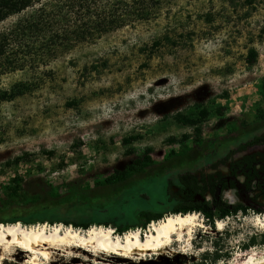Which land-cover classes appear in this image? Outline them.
Returning a JSON list of instances; mask_svg holds the SVG:
<instances>
[{
	"label": "rangeland",
	"instance_id": "374dc122",
	"mask_svg": "<svg viewBox=\"0 0 264 264\" xmlns=\"http://www.w3.org/2000/svg\"><path fill=\"white\" fill-rule=\"evenodd\" d=\"M31 12L9 16L0 22V32L14 29ZM35 39L37 47L46 37ZM251 48L257 54L248 63ZM44 54L27 55L20 68L0 73V90L19 81L29 84L24 94L0 101V191L14 178L31 181L36 191L49 183L54 194L75 181L80 188H98L138 157L149 155L154 166L173 151L192 147L199 153L194 162L143 178L111 200L58 207L62 217L126 224L135 222L140 210H168V179L176 183L185 169L226 173L225 165L209 164L264 130V0H163L153 19ZM202 108L207 116L199 145L193 127L174 115ZM257 217L264 219V210L249 207L212 227L197 213L186 247L173 241L164 253L129 257L61 244L38 254L35 264H189L200 262L215 243L229 254L217 264H241L264 255V243L244 248L250 236L259 240L264 233ZM40 224L50 230L54 223L33 225ZM61 224V231L69 227ZM93 226L104 225L72 228L84 234ZM148 229H141L142 238ZM34 256L13 246L0 255V264H34Z\"/></svg>",
	"mask_w": 264,
	"mask_h": 264
},
{
	"label": "trees",
	"instance_id": "16d2710c",
	"mask_svg": "<svg viewBox=\"0 0 264 264\" xmlns=\"http://www.w3.org/2000/svg\"><path fill=\"white\" fill-rule=\"evenodd\" d=\"M162 4L163 0H0V22L11 15L32 8L29 15L18 19L14 29L0 32V73L20 68L27 55L51 53L58 48L63 49L80 42L92 41L118 28L153 19ZM42 35L46 39L40 41L39 46H34L33 42L37 41L35 38ZM32 39L34 41H31ZM159 43L155 41L154 45L157 46ZM256 54L254 48L249 49L248 63L254 61ZM28 88L29 84L23 81L16 82L9 90H0V101L12 100L24 94ZM260 112L261 120L264 121V110ZM206 116L207 110L202 108L198 112L191 111L187 114L177 112L174 119L180 124L193 127L198 144L201 142L200 124ZM131 139L134 137L126 138L125 141ZM202 143L203 141L199 145ZM260 144H264V130L255 133L235 148L229 149L225 155L212 161L209 167L225 165L235 153ZM198 157L199 153L191 147L181 152L173 151L165 160L151 166L153 160L149 155H144L136 158L134 164L123 172H117L112 178L101 182L98 188H80V181H75L74 184H65V191L62 194H54L55 187L49 183L44 184L46 188L44 191H36L32 189L31 181L14 178L0 191V224L20 222L27 226L37 222H60L82 229L97 224L113 226L120 234L133 227L145 229L148 223L162 219L167 213L196 212L201 214L212 227L215 220L236 215L238 212L246 213L248 206L241 202L231 204L223 199V190L235 185L234 181L227 183L226 173L220 170L209 173L185 169L177 173L176 183L171 179L167 180V202L171 203L169 209L140 210L137 212V220L133 223L114 224L110 220L96 217L76 220L57 214L58 207L63 205L72 207L92 204L102 198L111 200L120 190L143 178L192 163ZM260 160L262 165L259 170L253 165L252 155L231 161L230 173L233 176L239 173L245 174L247 176L245 185L248 188L254 178L264 184V153L261 154ZM171 187H175V190ZM261 196L264 197V192ZM254 211L261 213L260 209ZM256 242L264 243V233L260 234L259 240H256L255 235L250 236L244 248L255 245ZM216 245L215 243L211 252L206 251L201 255L200 262L189 264H217L221 258L227 259L229 254L222 253Z\"/></svg>",
	"mask_w": 264,
	"mask_h": 264
},
{
	"label": "bare ground",
	"instance_id": "6f19581e",
	"mask_svg": "<svg viewBox=\"0 0 264 264\" xmlns=\"http://www.w3.org/2000/svg\"><path fill=\"white\" fill-rule=\"evenodd\" d=\"M231 198V194L227 193ZM197 218L196 212L185 214H169L165 218L150 222L149 231L142 238L141 229L130 230L123 237L115 235L114 229L107 226H93L87 233L82 234L72 226L61 231L62 224L53 225L47 230V224L38 226H23L20 222L0 224V255L13 246L32 252L34 264L37 255H46L47 249L55 245L74 244L81 247L100 249L114 255L132 256L164 253L170 250L173 241L184 242L183 247L189 244L191 231ZM259 224L264 225V219L256 218ZM220 227L222 222L217 220ZM55 226V227H54ZM151 226V227H150ZM46 257V256H45ZM241 264H264V255L259 258H250Z\"/></svg>",
	"mask_w": 264,
	"mask_h": 264
},
{
	"label": "flooded vegetation",
	"instance_id": "af4514ba",
	"mask_svg": "<svg viewBox=\"0 0 264 264\" xmlns=\"http://www.w3.org/2000/svg\"><path fill=\"white\" fill-rule=\"evenodd\" d=\"M259 146H263L264 144H260V145H254L251 146L249 148H247L244 151H240L237 152L233 155V157L230 159H228L227 163L225 164V166L227 167V171H226V180L227 183H231L232 181H234V187H229L225 190H223L222 194H227L230 193L231 194V200H233L234 196H235V201L231 202V200L229 198H226L228 200L229 203L233 204L236 202H241L243 205L248 206L249 207H253L254 209H260L262 211V209L264 210V197L261 196V194L264 192V184L263 183H259V181L257 180V178H254L251 181V186L248 188L245 185V181L247 176L243 173H239L237 176H233L231 175V171H230V167H231V161H236L239 159H242L244 156L246 155H252L254 157V162L253 165L256 169H260L262 162L260 160L261 158V154L264 153V149L261 151H254L252 149L259 147ZM241 153V155L236 158V154ZM239 172V171H237ZM260 172V171H259ZM229 191V192H228ZM234 196H233V194Z\"/></svg>",
	"mask_w": 264,
	"mask_h": 264
},
{
	"label": "built area",
	"instance_id": "2783aa9c",
	"mask_svg": "<svg viewBox=\"0 0 264 264\" xmlns=\"http://www.w3.org/2000/svg\"><path fill=\"white\" fill-rule=\"evenodd\" d=\"M208 197H209V196H208ZM151 222H152V221H151ZM60 224H61V223H60ZM149 224H150V223H148L147 226H149ZM53 225H55V223H54ZM69 226H72V225L69 224ZM147 226H146V227H147ZM138 228H140V227L131 228V229L127 230V231H130V230H132V229H138ZM140 229H143V228H140ZM114 230H115V229H114ZM143 230H144V229H143ZM127 231H125V232H127ZM125 232H123V233H121V234L123 235Z\"/></svg>",
	"mask_w": 264,
	"mask_h": 264
}]
</instances>
